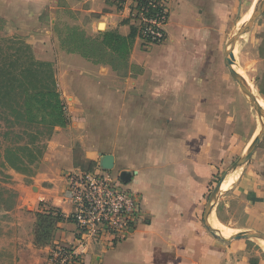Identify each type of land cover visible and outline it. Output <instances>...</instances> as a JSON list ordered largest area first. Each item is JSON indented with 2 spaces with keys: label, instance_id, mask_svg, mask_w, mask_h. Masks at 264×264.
Listing matches in <instances>:
<instances>
[{
  "label": "crops",
  "instance_id": "obj_1",
  "mask_svg": "<svg viewBox=\"0 0 264 264\" xmlns=\"http://www.w3.org/2000/svg\"><path fill=\"white\" fill-rule=\"evenodd\" d=\"M244 2L166 0L164 41L136 36L126 65L113 68L66 51L60 39L71 27L97 41L104 32L126 37L133 27L126 10L104 0H0L5 31L52 64L67 118L18 189L34 264H46L51 246L70 243L75 229L60 222L51 243L36 247L35 213L55 208L70 217L65 176L87 163L101 169L105 156L113 168L101 170L139 196L142 217L123 240L92 245L80 264H264L263 241V250L245 240L221 242L203 225L214 177L244 156L258 131L223 59L229 24ZM248 32L251 86L264 103V12ZM230 189L216 205L229 194L235 202L224 206L248 220L241 230L264 233V132Z\"/></svg>",
  "mask_w": 264,
  "mask_h": 264
},
{
  "label": "rangeland",
  "instance_id": "obj_2",
  "mask_svg": "<svg viewBox=\"0 0 264 264\" xmlns=\"http://www.w3.org/2000/svg\"><path fill=\"white\" fill-rule=\"evenodd\" d=\"M260 2V0H246V2H244V7L236 10V14H234L232 22L229 24L228 40L240 29L241 25L239 22L242 19L248 20L252 9H254ZM254 3L257 5L255 6ZM250 39V32H247L238 38L234 50V57L236 69L246 81L253 86L250 77L251 55L250 49H248V46H250ZM11 41L25 43L23 40L9 35L5 31L4 24L0 22V48H5V45H9ZM2 59L3 58L1 57L0 60ZM15 101L14 105L17 108H20V111L24 113V119L20 120L18 126L16 125L11 128V131H13V134H19V136H22L23 140L16 139L13 135H10L8 138L5 137V134L10 130L9 124L5 119L10 117L9 112H4L0 109V264H34L32 262L33 254L31 256L30 252L32 249L29 247V239H27L28 232L24 225V221L20 219V212H17L16 208L22 197V195H19V185L23 183L27 184V177L32 170L29 168L30 165L26 164V156H23L25 165L20 167V170L12 169L4 160L5 149L16 145V142H18L19 145L29 142L30 137L27 135H36V144L35 146H32V148L34 152L36 151L35 149L43 152L45 142L49 137V134L53 132L56 126L55 123L59 120V110L53 106L54 103L52 106L49 104L50 100L47 96L41 97L38 95L20 94ZM252 112L256 119L254 110ZM235 161L236 159L227 161L226 168H223L222 172L214 177V185L207 196L206 202L222 175L228 172ZM245 166L246 164L241 167L239 174ZM221 193H224V191H221ZM28 194L30 195L31 193L29 192ZM223 197L224 199L219 205L215 204L212 216L219 220L222 225L219 224L227 234L234 235L244 231L241 229L247 226V218L240 214H236L234 206L233 209L226 208L224 203L230 201L235 202V200L230 198L229 194H225ZM216 207L218 210H216ZM217 212L218 215H216ZM22 215L25 216L24 211ZM18 238L22 239L23 242H16ZM245 241L253 242L257 247L263 250L259 240L249 239ZM19 251L23 253L18 255L17 252Z\"/></svg>",
  "mask_w": 264,
  "mask_h": 264
},
{
  "label": "trees",
  "instance_id": "obj_3",
  "mask_svg": "<svg viewBox=\"0 0 264 264\" xmlns=\"http://www.w3.org/2000/svg\"><path fill=\"white\" fill-rule=\"evenodd\" d=\"M150 12L153 13L154 11ZM0 22L2 21L0 20ZM136 36L135 27H131L130 33L126 37L114 32H104L101 40L97 41L88 37L85 32L80 31L78 28L71 27L66 35L60 39V44L66 51L77 53L84 59L116 68L126 65ZM1 57L3 59L0 60V109L9 112L10 117L5 119L10 128L5 137L8 138L13 135L16 139L23 140L22 136L13 134V131H11V128L18 126L20 120L24 119V113L14 105L17 96L20 94L47 96L50 100L49 104L52 106L54 103L53 106L59 110V120L55 123V128L63 126L67 122V118L52 64L36 60L31 48L26 43H20L19 41H11L9 45H5V48L1 47ZM52 134L53 132L49 134V137ZM27 136L30 137L29 142L19 145L15 141L16 145H13L14 147L5 149L4 160L14 170H20V167L25 165L23 156L27 158L26 164L31 165L43 154L38 149H35L34 152L32 148L36 144L37 136ZM92 165V163H87L86 165H80L78 169L87 172L91 170ZM35 218L36 224L33 237L36 247L50 244L57 230V225L63 221H70V217L65 218L55 208L39 211L35 213Z\"/></svg>",
  "mask_w": 264,
  "mask_h": 264
},
{
  "label": "built area",
  "instance_id": "obj_4",
  "mask_svg": "<svg viewBox=\"0 0 264 264\" xmlns=\"http://www.w3.org/2000/svg\"><path fill=\"white\" fill-rule=\"evenodd\" d=\"M104 1L128 12V20L144 42L156 45L164 41L166 0ZM65 197L73 208L69 221L75 227L73 240L54 243L46 264H80L92 245L108 247L123 240L142 217L139 196L112 181L100 168L67 174Z\"/></svg>",
  "mask_w": 264,
  "mask_h": 264
},
{
  "label": "water",
  "instance_id": "obj_5",
  "mask_svg": "<svg viewBox=\"0 0 264 264\" xmlns=\"http://www.w3.org/2000/svg\"><path fill=\"white\" fill-rule=\"evenodd\" d=\"M264 12V0L257 5L254 9L251 11V15L249 19L241 25L238 32L233 35L225 44L223 49V59H224V65L227 69L229 76L231 79L237 84L242 94H245L254 104L252 109L254 110L257 119H258V131L257 135L255 136L252 144L250 145L249 149L245 152L244 156L237 159L228 172H226L221 179L218 181L216 186L214 187V190L212 191L211 195L209 196V199L207 201V205L205 207L204 215H203V225L205 229L214 237L215 239L221 241V242H231L232 240H249V239H257L264 242V233L255 231V230H244L240 233L234 234L228 238H223L216 234L214 229L209 224V215L211 212H213V209L215 207V204L217 203L218 196L221 193V185L227 175L229 173H232L235 171L238 167L243 166L247 164L250 161L251 156L253 155L261 137L264 132V108L260 105L258 96L256 97L251 88L248 86L246 79L241 76L239 71L234 67L235 66V47L237 40L240 36L247 33L254 21L262 15ZM260 98V97H259ZM100 167L103 170L109 171L113 168V159L110 156H105L101 158L100 161ZM122 176H128V173L124 172Z\"/></svg>",
  "mask_w": 264,
  "mask_h": 264
},
{
  "label": "bare ground",
  "instance_id": "obj_6",
  "mask_svg": "<svg viewBox=\"0 0 264 264\" xmlns=\"http://www.w3.org/2000/svg\"><path fill=\"white\" fill-rule=\"evenodd\" d=\"M261 2L263 1V0H260ZM260 2V3H261ZM259 3V4H260ZM255 4V6L257 5L256 3H254ZM258 4V5H259ZM248 17V16H247ZM247 21V19L246 20H244V19H242L241 21H240V25H243L245 22ZM234 53H235V51H234ZM235 67V66H234ZM236 68V67H235ZM238 71V70H237ZM242 76V75H241ZM247 84H248V86L251 88V90L253 91V93L255 94V96L257 97L258 96V94L254 91V89L252 88V86H251V84L247 81ZM243 96L245 97V99H246V101L253 107L254 106V104H253V102L245 95V94H243ZM258 99H259V103H260V105L263 107L264 106V103H263V101L259 98V96H258ZM257 135V132H256V134H255V136ZM255 136H254V138H255ZM254 138L252 139V141H251V143L249 144V146H248V148H247V150L249 149V147H250V145L252 144V142H253V140H254ZM241 167L242 166H240V167H238L235 171H233L232 173H229L228 175H227V177H226V179H225V181H224V183H223V185H222V188H221V191H226V190H228V189H230V187L233 185V183L235 182V179L238 177V175H240L239 174V172H240V170H241ZM231 190V189H230ZM210 217V216H209ZM209 224L211 225V227L214 229V231L216 232V234L217 235H219V236H221V237H223V238H228V237H230L231 235L230 234H227L226 232H225V230H223V228L221 227V225L219 224V222L216 220V219H214L213 217H210L209 218ZM233 235V234H232Z\"/></svg>",
  "mask_w": 264,
  "mask_h": 264
}]
</instances>
